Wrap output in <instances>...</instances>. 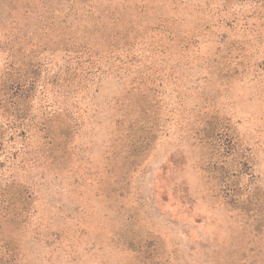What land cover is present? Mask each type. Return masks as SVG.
<instances>
[{
	"label": "rangeland",
	"instance_id": "374dc122",
	"mask_svg": "<svg viewBox=\"0 0 264 264\" xmlns=\"http://www.w3.org/2000/svg\"><path fill=\"white\" fill-rule=\"evenodd\" d=\"M29 2L0 264H264V0Z\"/></svg>",
	"mask_w": 264,
	"mask_h": 264
},
{
	"label": "trees",
	"instance_id": "16d2710c",
	"mask_svg": "<svg viewBox=\"0 0 264 264\" xmlns=\"http://www.w3.org/2000/svg\"><path fill=\"white\" fill-rule=\"evenodd\" d=\"M29 5V0H0V68L5 69L0 81V111L1 117L4 116V119L11 125L14 123L19 125L25 120L26 107L20 109L19 103L28 99L35 83L33 76H21L15 70L18 68H37L40 65L36 60L40 52L39 48L46 43L40 40H32L26 37V34H17L19 32L17 30L18 16L22 19L34 16L36 19L49 21V18L57 12L43 2L37 6L38 9L37 7L33 9ZM72 7V5L66 6L68 12L71 11L70 13H72ZM56 16L59 22H65L57 14ZM4 23L9 26L5 27ZM52 27L49 24L46 25L45 31L47 33L44 34L49 35L50 32L53 35ZM12 32L13 34H9Z\"/></svg>",
	"mask_w": 264,
	"mask_h": 264
}]
</instances>
